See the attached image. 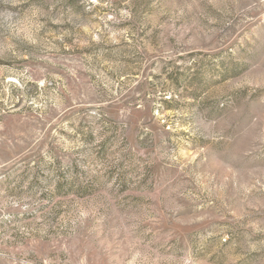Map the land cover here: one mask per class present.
Instances as JSON below:
<instances>
[{
    "label": "rangeland",
    "instance_id": "obj_1",
    "mask_svg": "<svg viewBox=\"0 0 264 264\" xmlns=\"http://www.w3.org/2000/svg\"><path fill=\"white\" fill-rule=\"evenodd\" d=\"M0 264H264V0H0Z\"/></svg>",
    "mask_w": 264,
    "mask_h": 264
}]
</instances>
